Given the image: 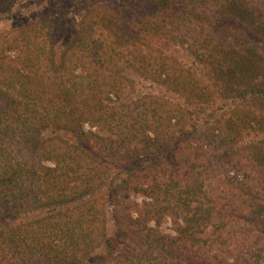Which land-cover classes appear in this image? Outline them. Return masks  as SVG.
Listing matches in <instances>:
<instances>
[{
	"label": "trees",
	"instance_id": "16d2710c",
	"mask_svg": "<svg viewBox=\"0 0 264 264\" xmlns=\"http://www.w3.org/2000/svg\"><path fill=\"white\" fill-rule=\"evenodd\" d=\"M128 3L147 11L101 6L65 43L41 18L0 39V264H252L243 252L264 251V0ZM221 19L238 43L218 34ZM175 45L189 63L169 54ZM134 74L161 99L124 101ZM215 102L228 109L198 134ZM210 133L262 135L241 178L218 186L234 208L202 190ZM174 135L180 170L156 164ZM166 216L175 235L150 225Z\"/></svg>",
	"mask_w": 264,
	"mask_h": 264
},
{
	"label": "rangeland",
	"instance_id": "374dc122",
	"mask_svg": "<svg viewBox=\"0 0 264 264\" xmlns=\"http://www.w3.org/2000/svg\"><path fill=\"white\" fill-rule=\"evenodd\" d=\"M130 1L131 0H0V39H2L4 36L6 38L8 36L7 32H9L10 30L26 25L29 21L41 18L47 20L53 26L54 34L61 42L65 43L81 27H88L89 23L94 19V16H92L93 13H95L96 10L101 6L108 7L115 12H120L124 16L130 15L127 9L135 12V15H143V12L147 11V9H144V7L137 4L136 6H130L128 3ZM152 12L155 13V10L152 9ZM228 23L231 26H228ZM233 25L234 24L231 22V19H221L220 22L216 25V31L221 37H226L225 40L231 39L234 43H238L240 35H235V32H239L232 28ZM219 27L221 28V30L219 29ZM228 29L234 31V33H232V36H228L227 33H224L228 31ZM173 47H170L171 51H169V54L175 55L184 63H189L192 60L187 54L188 52L186 50H183L179 45H175ZM125 80V83L128 82L126 84V86L128 87L125 89L124 96H126V98H123V100L132 102L133 106L134 100H139V97L137 95H139L140 97H145L146 99H152L154 102H151L152 104H155L156 100L161 99V93L164 90L158 89L157 85L152 83V81H150L147 76L137 77L134 74L133 77H129ZM172 99H175V97H173ZM170 106L171 104L169 103V107ZM213 109V118H211L205 126L197 131H200L198 134L202 132H208L209 130L207 128L212 124V119L217 120L219 114H224L221 112L227 110L228 108L227 106L224 107L222 104L215 102ZM143 111L144 107L140 110V112ZM206 112H209V110H206ZM162 114H164V112H160V115ZM137 115L143 117L142 114L138 113ZM93 129L90 128V130ZM85 130L88 131L89 126L85 125ZM150 135L153 136V133L150 132ZM208 135L209 139L207 141H203V150L207 151L205 152V155H209L205 156V162L201 161L200 159L199 166L203 168L200 173L204 177L206 175L209 181L205 183V186H203L202 190L204 194L208 193L209 196H213V199L216 203H220L222 201L224 202L223 204L228 206L229 208H234V201H230L231 197H220L222 191L219 192L220 190L218 186L222 183V181H225L227 179L230 180L229 177H236L237 180L241 178V175L237 172V169L243 166L242 159L245 155L244 149L245 147L247 148V143L249 141H258L262 138V135L255 136L251 133L250 135L243 136L242 138L237 137L234 141L231 142L225 140V138H223L224 135L222 134L218 135L216 133H210ZM179 136H184V138L187 139L189 137V133H181ZM174 137L172 141L170 140L167 145L164 146L166 148L162 149V151H165V153H163L168 157H164L165 155H163L160 160L156 158V164L161 166L160 161H164L171 166V170H180L182 168V165L178 162L176 156L174 155L173 149L167 150L168 146H172V148H175V145L178 143V140L180 138L177 135H174ZM216 193H218L217 196H215ZM226 198L229 201H227ZM94 199L98 204H102L107 200L105 198V194L97 195L96 197H94ZM132 199L137 203H141L144 198L140 195H137L132 196ZM87 202L88 200H86V204ZM108 208L111 209V206H109ZM33 215L34 214L27 215L25 220H34ZM173 220L174 219L172 217L166 216L158 224L153 221L150 223V225H157V227L162 232L170 235H175ZM258 225H260L261 237H263L264 239V220L259 218ZM255 244L257 245H254L252 247L250 246L243 252V254L250 257V261L252 264H254L255 259H259L258 263L256 264H263L264 251L261 252V250L258 249L259 242H255ZM217 250H219V248L216 249V251ZM216 251L214 252L216 253ZM258 252L260 253L261 258H259L257 254ZM98 260L99 258L96 257L95 261ZM223 260L224 261L222 262H225L226 264H242L241 261L237 260L235 257H228L226 255H224ZM95 261L89 260L86 262V264H94ZM220 262L216 261L214 264H225Z\"/></svg>",
	"mask_w": 264,
	"mask_h": 264
}]
</instances>
